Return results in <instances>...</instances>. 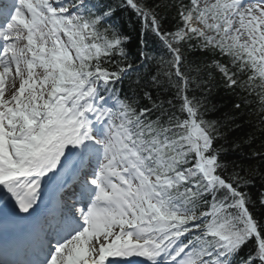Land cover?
<instances>
[{"label": "snow or ice", "instance_id": "snow-or-ice-1", "mask_svg": "<svg viewBox=\"0 0 264 264\" xmlns=\"http://www.w3.org/2000/svg\"><path fill=\"white\" fill-rule=\"evenodd\" d=\"M164 7L174 29L157 0H0V264H264L252 176L228 172L205 118L217 75L264 116V0ZM133 73L157 95H120Z\"/></svg>", "mask_w": 264, "mask_h": 264}, {"label": "trees", "instance_id": "trees-1", "mask_svg": "<svg viewBox=\"0 0 264 264\" xmlns=\"http://www.w3.org/2000/svg\"><path fill=\"white\" fill-rule=\"evenodd\" d=\"M116 5L120 0H108ZM187 2V0H185ZM161 5V15L165 16V28H175L176 14L174 10H169L165 5L179 3V0H157ZM113 20L120 25L123 33L128 37L125 44L128 61L134 64L141 63L137 59L142 45V37L140 35L139 25L136 23L135 17H130L127 12H121L117 9ZM150 54L157 55V50L161 48L158 42H154L151 36L147 39ZM189 61H194L203 66L210 60V55L201 50H193L186 53ZM159 58V57H158ZM167 57H165L166 59ZM148 72V67L140 69L139 75L144 76ZM152 74H156L155 66L152 67ZM137 74L133 73L125 76L122 83L116 85L122 96H143L144 91L152 92V96L157 95L156 91L150 84H146L143 80L136 82ZM215 87L211 88L210 94L205 97V103L208 111L205 118L210 121H219L220 131L224 134L225 139L218 141L224 147V155L221 159L226 162L228 172L233 170L239 171L241 175L252 176V185L246 188L251 198L256 201L255 207L251 211L256 219H264V205L258 200V193L264 191V116L260 115L258 101L242 93L240 89L235 91L229 90L221 82L219 75L216 76ZM170 93L163 94V99L167 100ZM146 101H142L140 106L144 107ZM239 104L237 108L236 105ZM249 170L251 173H249Z\"/></svg>", "mask_w": 264, "mask_h": 264}, {"label": "bare ground", "instance_id": "bare-ground-1", "mask_svg": "<svg viewBox=\"0 0 264 264\" xmlns=\"http://www.w3.org/2000/svg\"><path fill=\"white\" fill-rule=\"evenodd\" d=\"M135 259H142V258H135Z\"/></svg>", "mask_w": 264, "mask_h": 264}]
</instances>
